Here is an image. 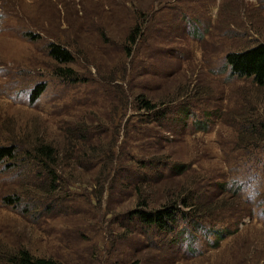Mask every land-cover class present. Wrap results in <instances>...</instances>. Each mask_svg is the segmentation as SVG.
<instances>
[{
	"label": "rangeland",
	"instance_id": "rangeland-1",
	"mask_svg": "<svg viewBox=\"0 0 264 264\" xmlns=\"http://www.w3.org/2000/svg\"><path fill=\"white\" fill-rule=\"evenodd\" d=\"M173 2L191 15V10L201 14L196 21L204 31L195 34V24L186 15L182 39L173 37L177 16L168 23L163 20L181 12L165 8ZM144 15L153 18L147 28L152 36H141L127 56L124 43ZM30 32L38 39L31 40ZM58 41L68 45L73 62L60 64L50 58L45 47ZM258 42H264V0H0V143L41 130L63 152L67 123H87L97 131L94 138L100 137L102 149L112 146L113 168H119L115 174L110 161L102 159L82 167L91 158L84 161L80 151L77 157H64L58 169L68 185H61L49 212L33 216L1 202L16 183L0 179V251L27 249L63 264H264V150L256 154L258 164L252 159L233 168V162H224L230 161V146L247 137V118L264 123V87L249 78L229 77L224 55ZM147 65L152 73L143 71ZM58 66L94 81L73 83ZM40 81L46 88L31 103L29 92ZM140 93L170 107L164 125L138 124L130 103L121 118L123 96L131 101ZM182 103L185 112L178 111ZM125 121H134L136 128H125ZM151 158L189 169L171 171L160 164L167 178L142 185L132 170L154 174L144 163ZM200 177L209 178L191 185L203 180ZM223 179L240 200L221 193ZM185 184L197 185L196 200L210 205L217 216L241 215L238 231L216 248L205 244L201 253H193L186 249L193 238L182 232L192 224L181 217L176 223L180 232L171 233L156 249L142 245L144 238L132 230L135 223L123 216L143 199L148 208L159 206ZM223 199L232 205L222 207ZM241 200L248 203L249 214ZM212 226L220 225L196 226L195 240H207Z\"/></svg>",
	"mask_w": 264,
	"mask_h": 264
},
{
	"label": "trees",
	"instance_id": "trees-1",
	"mask_svg": "<svg viewBox=\"0 0 264 264\" xmlns=\"http://www.w3.org/2000/svg\"><path fill=\"white\" fill-rule=\"evenodd\" d=\"M165 8H168L169 10L173 9L175 11L181 10V12L179 11L177 15L175 13L174 15H167V17L163 18V20H166V23H168L169 19L171 20L173 17L175 18L177 16L175 29H171L173 37L181 38V31H184L182 20L186 15H188L191 21L195 24V34L204 31L197 22L200 20L202 15L197 13L195 10H191L192 14H195L191 15L183 9V6L176 2L169 3ZM152 21L153 18H148L146 15L141 16L140 20L138 19L137 22L135 21V25L131 28V33L127 36V40L124 43L126 45L124 48H127V56L131 55V50L141 36L144 40L147 39V34L151 35L147 28L151 27ZM210 27L211 26L208 23L206 32ZM29 35L30 39L33 41L37 40L39 37V35L34 32H30ZM52 37V39H54L53 35ZM173 37L171 39H173ZM167 38H169L168 35ZM45 50L48 52L50 58L60 64H67L69 62H73L75 59V56L71 52L68 45L60 41L48 42ZM224 62L226 67L229 69V77L236 76L240 78H249L252 84H256L258 87H264V42H258L242 49L226 52L224 55ZM147 66L149 67V65ZM148 67L143 69V71L147 73L149 70L150 73H152V68ZM57 69L62 75L71 79V82L73 83H77L81 80L87 83L89 79L94 81L93 78L84 79L79 72H75L69 67L58 66ZM126 85L128 86L127 83ZM45 88L46 83L43 81L37 82L32 86L29 92V99L31 100V103H34L39 99ZM126 97V95L123 96L121 102V111L123 112L121 118L124 117L125 112L127 111V104L130 103L132 108L136 109V113H134V115H137L135 121L138 124L149 125L155 121L161 125L163 123L162 118L165 116L166 111L170 110V107H168L166 102L161 101L160 104L154 103L150 98H147V96L142 93L136 94V97H134L131 101L126 99ZM179 107V112H185L187 110L185 103H182ZM138 111L140 112L139 114ZM245 121L249 122L250 125V127L249 125L245 127V131L250 130L247 134H245L247 137L236 140L235 145L230 146L228 154L230 161H227L226 159L224 161L226 163L233 162V164L230 165L233 168L235 163L243 165L252 159L256 160V154L259 150H264V134H260L261 130L264 131V123L261 121L256 122L253 118H247ZM131 123L133 124H130L129 121H125L123 126L126 128L130 124V130H134L136 128V124L134 121H131ZM86 124L87 123L82 125H68L67 123L65 130V132L67 131V142L63 152H61L59 148L55 147L51 141L45 139V135L40 133L41 130L36 133V137L25 135L20 136L17 139L12 138L10 139L11 141L6 143H0V179L7 178L8 180H11L12 183H16V186L14 187V190H12L11 194L7 193L2 196L1 202L4 205L20 210L22 215L33 213V216L35 214H40L41 210L49 212L52 209L50 205L53 204L52 202L56 203L59 197L57 193L60 191L59 188H61V185H64L65 187L68 185L66 183L67 179L63 176V173L59 171L58 166L62 167L63 160H65L64 157L66 159L70 158L72 157V154L77 157V151L81 152L82 159L84 161H86L85 157L91 158L89 162H85V165L78 159V162L81 165H84L82 167H89L90 165H93L94 162L102 159L110 161V168L112 169L114 167L112 164L114 156L112 146L107 145L108 148L102 149L103 146L100 144V137L94 138L97 136V131L90 129ZM194 127L196 129H201V126L199 127L195 125ZM205 128L206 127L203 125L202 129ZM97 130L101 129L99 128ZM136 135L139 139L138 133H136ZM129 137H132V132ZM231 152L234 154H231ZM98 154L99 157H97ZM153 159L151 158L148 161H144V163L148 164V167L153 170L154 174H150L148 170L146 171L140 168L132 170L133 173L136 174V181L139 179V183L142 185L147 181L150 182L157 178H167V176H164V173H162L159 169L160 164L165 165L163 167H166L167 165L171 171H187L189 169V165L186 164L177 165L171 161L167 162L164 159ZM113 170L115 171L114 173L117 174L119 170L118 166L116 169L113 168ZM120 173L122 172L120 171ZM107 175L109 174L107 173ZM209 177H200L203 179L201 181H198V179L193 180L191 185L198 183L201 184V182ZM223 181L224 182L219 183V187L222 191L221 193L228 194L230 197L237 196L240 200V195L232 192L231 189L226 186V181L224 179ZM186 185L187 184H185V188L178 191V193L169 194L170 197L167 198L169 196L168 195L157 207L148 208L147 200L143 199L137 204L138 208L127 212V214L123 216L125 220L131 222L132 226L135 223L136 226H133L132 230L137 231L139 235L144 238V244L142 245L156 249L155 247H158L159 242L167 241V236L171 235V233L180 232L181 230L177 228L176 223L177 219L181 217L185 220H190L192 224V226H185L182 229V232H185L188 237L193 238L196 243L199 241L200 244L198 245L201 247L206 244L210 248H216L219 246V241H221L224 237L227 235H234L238 231L237 223L241 219V215L224 213L225 215L223 217L220 215V217L217 216L216 213H213V209L209 208L210 205L196 200L195 192L199 187L196 185L194 188H192V186L187 188ZM225 202H227L226 199L220 201L222 207H230L232 205H226ZM242 202L246 203L244 201ZM239 203L237 202L236 205L238 206ZM211 206L214 207L213 205ZM245 206L247 207L249 214L250 208L248 203H246ZM204 223L219 224L220 226L211 227L207 234V240L203 239L201 236H197L196 241L193 230L196 226ZM129 233H131V231ZM210 235H213V237ZM195 249L197 251L199 250V253L202 252L200 247ZM192 251H194V249ZM0 264L63 263L50 257L34 256L27 249H19L12 252H9L8 250L0 251ZM129 264L142 263L135 261L132 263L130 262Z\"/></svg>",
	"mask_w": 264,
	"mask_h": 264
},
{
	"label": "built area",
	"instance_id": "built-area-1",
	"mask_svg": "<svg viewBox=\"0 0 264 264\" xmlns=\"http://www.w3.org/2000/svg\"><path fill=\"white\" fill-rule=\"evenodd\" d=\"M197 243L200 244L199 241H197ZM197 243L193 240L192 243H190L189 246L186 249L189 248V250H193V249L196 250L195 248H199L200 247V245H197Z\"/></svg>",
	"mask_w": 264,
	"mask_h": 264
}]
</instances>
